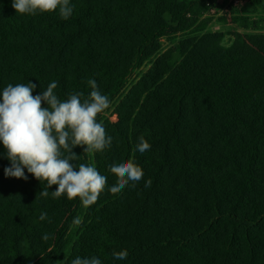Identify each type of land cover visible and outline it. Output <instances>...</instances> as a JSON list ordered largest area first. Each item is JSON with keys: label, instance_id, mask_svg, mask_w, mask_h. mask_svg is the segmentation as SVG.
Returning <instances> with one entry per match:
<instances>
[{"label": "trees", "instance_id": "obj_1", "mask_svg": "<svg viewBox=\"0 0 264 264\" xmlns=\"http://www.w3.org/2000/svg\"><path fill=\"white\" fill-rule=\"evenodd\" d=\"M209 2L70 0L73 13L63 20L58 11L17 14L12 0H0V93L31 81L35 96L57 81L61 100L87 97L94 79L121 115L104 121L110 148L73 149L74 163L94 160L107 176L87 207L79 197L53 199L56 185L42 197L46 181L26 169V180L6 177L0 143V264H71L77 256L264 264V0H246L250 13L229 12L247 33H234L228 47L223 34L197 26L195 12ZM163 39H175L174 47L163 52ZM140 135L151 145L143 154L135 151ZM130 158L144 176L110 193L109 166ZM122 249L127 258L114 259Z\"/></svg>", "mask_w": 264, "mask_h": 264}, {"label": "clouds", "instance_id": "obj_2", "mask_svg": "<svg viewBox=\"0 0 264 264\" xmlns=\"http://www.w3.org/2000/svg\"><path fill=\"white\" fill-rule=\"evenodd\" d=\"M75 5L70 0H12V8L17 14L35 16L58 11L61 19L71 17ZM91 91L85 97L83 92L69 94L61 100L54 92L57 81L48 84L47 89L33 96L37 84H8L0 93V143L6 150L10 166L4 169L6 177L27 179L25 169L38 181H46L40 191L42 197L49 195V188L56 185L51 195L58 199L64 195L68 199L79 197L84 206L94 204L104 191L107 176L100 173L94 160L74 163L78 155L73 149L86 145L84 152L104 151L111 147L113 137L106 135L104 121L97 115L109 109L111 100L103 93L94 79L87 81ZM42 102L43 105L42 106ZM151 149L143 135L137 137L135 151L143 154ZM109 172L116 177L109 187L112 194H119L129 182H138L144 176L143 169L135 158L113 162ZM152 180L145 181L144 187H151ZM42 212L40 220L47 219ZM73 223L79 225L82 218L77 216ZM47 240L45 234L42 237ZM112 257L124 260L127 250L113 251ZM64 264V260L60 261ZM71 264H102L96 256H77Z\"/></svg>", "mask_w": 264, "mask_h": 264}, {"label": "rangeland", "instance_id": "obj_3", "mask_svg": "<svg viewBox=\"0 0 264 264\" xmlns=\"http://www.w3.org/2000/svg\"><path fill=\"white\" fill-rule=\"evenodd\" d=\"M179 2H194L200 3L203 0H177ZM223 5H217L215 8V14H219L221 12ZM244 12L250 13L252 12V8L247 4L244 6ZM199 14V16L197 15ZM195 15H197L198 23L197 26L206 23L205 30L211 33H221L223 34V42L222 45L224 47L230 46L233 41V34L240 33L246 34L247 31L240 29L236 24L232 23V15L227 14V16L222 17H213L210 14V10H206L205 5L199 12V8L196 10ZM225 18L226 21L224 23L219 21V18ZM175 42V39H171L168 41L167 39H163L160 42L161 48L164 51L168 50L169 48H173L172 45ZM143 71L146 68L142 69ZM137 79L136 74L132 75V77L127 81L128 85L126 86V90H128L133 82ZM121 118V115L117 112V107L114 103L111 104L109 109L104 110L101 114L100 120L109 121L110 123H117Z\"/></svg>", "mask_w": 264, "mask_h": 264}, {"label": "built area", "instance_id": "obj_4", "mask_svg": "<svg viewBox=\"0 0 264 264\" xmlns=\"http://www.w3.org/2000/svg\"><path fill=\"white\" fill-rule=\"evenodd\" d=\"M223 5L221 12L215 14V8L217 5ZM246 5V0H211L207 4L210 10V14L213 17H221L232 12L234 16L239 15L244 11V6Z\"/></svg>", "mask_w": 264, "mask_h": 264}]
</instances>
